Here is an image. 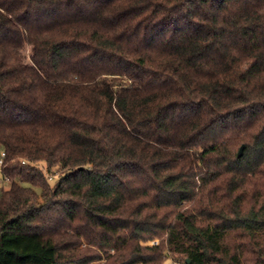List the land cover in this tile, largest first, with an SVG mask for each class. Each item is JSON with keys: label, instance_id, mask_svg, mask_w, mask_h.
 I'll use <instances>...</instances> for the list:
<instances>
[{"label": "trees", "instance_id": "trees-1", "mask_svg": "<svg viewBox=\"0 0 264 264\" xmlns=\"http://www.w3.org/2000/svg\"><path fill=\"white\" fill-rule=\"evenodd\" d=\"M1 151L0 264H264V0H0Z\"/></svg>", "mask_w": 264, "mask_h": 264}, {"label": "rangeland", "instance_id": "rangeland-1", "mask_svg": "<svg viewBox=\"0 0 264 264\" xmlns=\"http://www.w3.org/2000/svg\"><path fill=\"white\" fill-rule=\"evenodd\" d=\"M8 185V181L2 176V174L0 173V187L1 186H7ZM159 241V239H154V240H147V241H143L141 242L142 245H152L154 243H157ZM102 262V260L100 261H95L92 264H100ZM163 264H179L176 263L174 261H172L171 258L166 257L165 260L163 261Z\"/></svg>", "mask_w": 264, "mask_h": 264}, {"label": "water", "instance_id": "water-1", "mask_svg": "<svg viewBox=\"0 0 264 264\" xmlns=\"http://www.w3.org/2000/svg\"><path fill=\"white\" fill-rule=\"evenodd\" d=\"M243 149H244V145L242 144L239 149H238V152H237V156H241L242 152H243ZM188 262V261H187Z\"/></svg>", "mask_w": 264, "mask_h": 264}, {"label": "built area", "instance_id": "built-area-1", "mask_svg": "<svg viewBox=\"0 0 264 264\" xmlns=\"http://www.w3.org/2000/svg\"><path fill=\"white\" fill-rule=\"evenodd\" d=\"M3 154H4V152H3V151H1V152H0V155L2 156ZM0 162H1V160H0Z\"/></svg>", "mask_w": 264, "mask_h": 264}]
</instances>
